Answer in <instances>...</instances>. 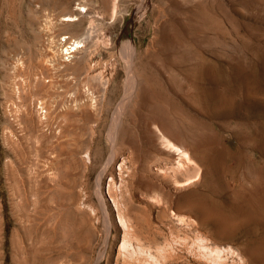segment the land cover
Wrapping results in <instances>:
<instances>
[{"label":"rangeland","instance_id":"374dc122","mask_svg":"<svg viewBox=\"0 0 264 264\" xmlns=\"http://www.w3.org/2000/svg\"><path fill=\"white\" fill-rule=\"evenodd\" d=\"M140 249L264 264V0H0V264Z\"/></svg>","mask_w":264,"mask_h":264},{"label":"bare ground","instance_id":"6f19581e","mask_svg":"<svg viewBox=\"0 0 264 264\" xmlns=\"http://www.w3.org/2000/svg\"><path fill=\"white\" fill-rule=\"evenodd\" d=\"M115 3V2H114ZM64 17H70V16H62V19H60V22L59 23H64V25H65V23L67 22L66 20H64ZM69 24V23H68ZM61 25V24H60ZM66 25H67V23H66ZM82 25V24H81ZM78 27H80V25L78 26ZM86 35V34H85ZM84 38L85 37H82V39H79V41L77 40V41H73V43L74 44H76V47L74 48V49H72V50H70L69 49V47L68 48H66V49H64L65 50V53H62V51L60 50V46L62 45V44H64V43H61L60 42V40L58 39L57 41H55L56 43V47L57 48H55V54H54V56H53V61H58V63L59 62H61V61H64L65 59H64V57H65V55H68V54H71L70 52H74V51H76V50H78V48H80V47H82V49H83V47L84 46H78L77 45V43H79V42H84L83 40H84ZM129 41H127V43H128ZM64 46V45H63ZM60 47V48H59ZM53 49V48H52ZM64 55V56H63ZM74 55H75V52H74ZM71 56H72V54H71ZM134 81V80H133ZM128 97V96H127ZM88 107H89V109L91 110V112H93L94 113V115H98V113H97V109L94 107V105H93V100H91V99H89V103H88ZM119 107V106H118ZM118 110V109H117ZM92 113V114H93ZM123 114V113H122ZM120 117V116H119ZM118 119L119 120H121L120 118H116V117H114L113 119H112V123H117V122H119L118 121ZM112 125V124H111ZM113 126V125H112ZM117 126H118V123H117ZM113 131V130H112ZM172 148H173V150L172 151H174L175 153H176V155L178 156V157H181V156H183V155H185V152L182 150V149H180V148H178V147H175V146H172ZM120 225H121V227L125 230V229H127V225H126V223H123L122 221H120ZM197 248H199V249H202V250H204V249H206L205 247H203V246H198ZM146 251V250H145ZM143 249H140L138 252H135V253H130L129 254V256H128V261H130L129 263L130 264H135L136 262L137 263H141L142 261H145V262H148V264H162V262L161 261H159L158 259H156V258H154V257H152L151 255H148L146 252H145ZM206 252V251H205ZM126 256V255H125ZM200 256H202V258H204L205 260H207V261H212V260H215L216 258H217V256H218V254L215 252L214 253V256H212L211 255V251H208L207 253H204V254H201ZM212 256V257H211ZM160 259V258H159ZM169 259V258H168ZM152 262V263H151ZM164 264V263H163Z\"/></svg>","mask_w":264,"mask_h":264}]
</instances>
